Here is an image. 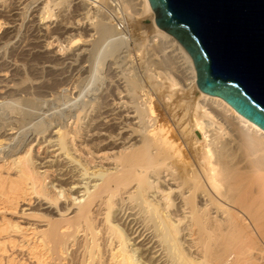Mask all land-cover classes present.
Segmentation results:
<instances>
[{
	"label": "bare ground",
	"instance_id": "1",
	"mask_svg": "<svg viewBox=\"0 0 264 264\" xmlns=\"http://www.w3.org/2000/svg\"><path fill=\"white\" fill-rule=\"evenodd\" d=\"M30 1L7 8L1 0L0 17L16 27L29 13L39 26L54 15L52 7L65 10L71 2L41 0L31 8ZM75 3L89 24L56 15L48 32L63 36L59 53L48 42L34 55H25L23 45V55H0V72L13 71L18 80L0 78V264L14 262V247L24 248L22 259L30 264H264V131L220 96L198 88L191 56L155 24L149 0ZM90 4L111 12L93 15ZM143 17L150 19L151 37L144 30L134 36V23ZM94 35L104 43L119 40L115 46L127 53L133 42L141 69H126L115 80L102 77L96 86L94 69L86 66L92 74L77 80L85 84L71 97L59 86L68 72H86L74 58L89 50L82 46ZM68 49L72 55H63ZM23 57L41 61L29 65L44 77L32 80L24 71L29 62H19ZM47 94L52 102L64 96L61 107L44 109L49 113L41 121L36 110L34 136L19 134L22 102L45 103ZM34 141L42 152L32 151ZM21 201L32 205L21 214L36 220L28 232L11 220Z\"/></svg>",
	"mask_w": 264,
	"mask_h": 264
},
{
	"label": "water",
	"instance_id": "2",
	"mask_svg": "<svg viewBox=\"0 0 264 264\" xmlns=\"http://www.w3.org/2000/svg\"><path fill=\"white\" fill-rule=\"evenodd\" d=\"M188 52L197 86L264 131V0H149Z\"/></svg>",
	"mask_w": 264,
	"mask_h": 264
},
{
	"label": "rangeland",
	"instance_id": "3",
	"mask_svg": "<svg viewBox=\"0 0 264 264\" xmlns=\"http://www.w3.org/2000/svg\"><path fill=\"white\" fill-rule=\"evenodd\" d=\"M16 0H14V3L12 2V0H7V2L8 3H6V0H5V7H7V8H11L12 6H15V5H17V4H19V3H17V2H15ZM27 1H30V0H27ZM41 0H39V1H30L31 2V4H30V6H31V8L32 7H34L35 5H42V4H44L45 2L44 1H42V4H40L39 2H40ZM71 2L69 3L70 5H68L67 6V8L64 10V8L66 7V6H62V8L60 7V8H57V7H52L53 9V16L52 17H50L49 19L47 18V19H45L43 22H39V26L38 25H35L34 23V20H33V18L32 17H30V15H29V13H27V16L26 15H24V20L23 21H21V20H19L18 21V24H20V22L23 24V25H20V26H16V27H14L13 26V24L10 22L11 20H7V17H0V24H1V26H0V55L2 54V55H5V54H9V55H23L24 53H25V55H34L35 53H37L38 52V49L40 48V45L42 46V45H45L46 43H48L49 42V46H51V49H55L56 47H58L59 45H61V44H65L64 42H62V40H63V36H59V35H57V34H52V33H49L50 32V28L53 26V24L55 23V21H56V19H55V16L56 15H60L59 16V19H61V20H63V22H67V21H75V20H77V19H79L80 20V22H82L83 24H86V23H88L89 24V21L88 20H86V17H84L85 15H83V14H81L83 11H82V9H80L79 7H77V5L78 4H76L75 3V0H70ZM78 1V0H77ZM0 2H1V0H0ZM26 1H24L23 3H25ZM9 3H10V5H9ZM11 4H12V6H11ZM13 4H15V5H13ZM34 4V5H33ZM102 4V3H101ZM23 4H21V6H22ZM9 6V7H8ZM76 6V7H75ZM89 6H91V8H90V12H91V14H93V12L95 13V15L96 14H98L99 12H101V10L102 9H106V7H105V5L104 6H102L101 5V8H99L100 10H99V12L95 9V7L94 6H92V4H90ZM3 7V6H2ZM64 7V8H63ZM74 7V8H73ZM55 8V9H54ZM77 9H79V10H77ZM61 10V11H60ZM92 10V11H91ZM109 9H107V11L106 10H102V11H105L106 13H109V12H111L110 10L108 11ZM95 11H97V12H95ZM69 15H68V14ZM71 13V14H70ZM79 13V14H78ZM99 14H101V13H99ZM64 15V16H63ZM94 15V14H93ZM106 15H108V14H106ZM154 15H155V12H154ZM119 16H121V15H119ZM108 17V16H107ZM27 18V19H26ZM51 18H52V20H51ZM30 19L31 20H33V21H31L32 23V25L30 24ZM65 19V20H64ZM72 19V20H71ZM115 19H117V18H115ZM114 19V21H117V20H115ZM141 19V18H140ZM140 19H138L137 20V22L136 23H134L135 25H138L137 27L136 26H134V28H135V34H134V36H137L136 35V33H138L139 31L141 32L142 30H144V31H146V33L147 34H149V36L151 35H153L154 33L152 32V29H151V26H150V19L149 18H147V17H143L142 18V20H140ZM27 20V21H26ZM67 20V21H66ZM84 20V21H83ZM6 22V21H8V25H6V23H3V22ZM52 21V22H51ZM139 21H141L140 23H139ZM51 22V23H50ZM44 23V24H43ZM137 23H139V24H137ZM46 24H50L48 27H47V25ZM87 24V25H88ZM35 25V26H34ZM45 25V26H44ZM23 26H25V27H23ZM36 26H38V27H36ZM44 26V27H43ZM141 26V27H140ZM147 26V27H146ZM20 27V28H19ZM48 29H47V28ZM18 28V29H17ZM29 28V29H28ZM36 28V29H35ZM41 28V29H40ZM44 28H46L47 29V32H46V29H44ZM140 28V29H139ZM17 29V30H16ZM27 29V30H26ZM13 30H15V31H13ZM31 30V31H30ZM45 30V32H44V34L46 35L47 33H48V35L49 34H51V35H49V37H48V35H44L43 34V31ZM6 31V32H5ZM20 32V34H19V32ZM35 31V32H34ZM37 31H38V33H37ZM41 31H42V33H41ZM49 31V32H48ZM10 32H11V35H12V33H14V34H16V32H17V34L16 35H13L14 37H11V35L9 36L8 34H10ZM26 32V33H25ZM39 32H40V34H39ZM33 33V34H32ZM151 33H153V34H151ZM3 34L5 35V36H3ZM37 34H39L38 36L39 37H37ZM32 35V36H31ZM46 37V39H45V37ZM55 35V36H54ZM96 35V34H95ZM92 36L91 37V40H89V41H87V42H85V44H83V48L85 47L88 51H85V53H84V55L83 54H78V55H80V56H82L80 59L78 58H74V60L76 59V63H80V61H82L81 63H80V65L83 63L84 65H85V69H86V72H84L83 73V76H81V77H77V75L75 74V72L73 73L72 71H70L72 74H70L69 72V74L67 73V76L69 77V79H68V77L65 75V77H64V80H62L63 82H62V84H60L61 86H59L60 87V89H62L63 88V90L64 89H66L68 92H66L68 95H70L71 97H75V96H77V92H78V90H80V86L78 87V85H82V86H84V84L85 83H81V84H76V83H78V79H79V83H80V80H81V78H83V77H85V76H90V73H91V71L89 70V71H87L88 69H91V70H93L94 72H92L94 75L92 76L93 78V81L95 82H93L96 86L98 85V84H100V80H102V79H104V77L105 78H107V79H110V80H115L116 79V77L115 76H119L121 73H122V71H124V72H128L129 71V69L131 70V69H137L138 68V70L139 69H141L140 68V66L138 65V62H139V60L140 61H142L141 59H142V57L139 59V57H140V52H139V54H137L138 53V51H135V48H134V45H133V42L131 43V42H129V49H131L130 51H129V49H126L127 51H129L128 53L125 51V49L123 48V47H121L122 49H119L118 47H119V45H120V41L118 40V41H110V39L108 38V41L106 42V43H104L106 40H104V41H102L103 39H101V41L100 40H97L96 38V36ZM29 36V37H28ZM150 36V37H151ZM21 37V38H20ZM35 37V38H34ZM57 37V38H56ZM11 38H13V39H11ZM28 38V39H27ZM42 38V39H41ZM90 38V37H89ZM4 39H6L7 40V42H5L4 41ZM9 39V40H8ZM11 39V40H10ZM41 41H40V40ZM93 39V40H92ZM96 39V40H95ZM13 40V41H12ZM50 40V41H49ZM59 40V41H58ZM4 41V42H3ZM11 42V43H9V42ZM14 41H16V42H14ZM43 41V42H42ZM53 41V42H52ZM61 41V42H60ZM90 41H92V42H90ZM38 42V43H37ZM102 42V43H101ZM111 42V43H110ZM116 42V43H115ZM6 43V44H5ZM44 43V44H43ZM51 43V44H50ZM108 43V44H107ZM119 45H118V44ZM1 44H5L4 46H2ZM39 44V45H38ZM97 45V47L98 48H95V46H93V45ZM99 44H104L103 45V47H102V45H101V47L99 46ZM7 45H9V46H7ZM11 45V46H10ZM18 45V46H17ZM22 45H23V49H24V51L21 49L22 48ZM107 45V46H106ZM115 45H118V47L117 46H115ZM2 46V47H1ZM15 47V49H14V47ZM26 46L28 47V48H30L31 49V51L30 50H27L28 48H26ZM34 48H33V47ZM36 46V47H35ZM54 46V47H53ZM106 46V47H105ZM4 47V48H3ZM19 47H21V48H19V52H15V51H18V48ZM32 47V48H31ZM37 47H38V49H37ZM60 47V46H59ZM58 47V48H59ZM99 47H100V49H99ZM105 47V48H104ZM113 47H115V48H113ZM8 50H7V49ZM14 49V50H12V49ZM26 48V49H25ZM58 48H56V51H57V53H59L60 52V50L58 51L57 49ZM90 48H91V50H90ZM95 48V49H94ZM102 48V49H101ZM113 48V49H112ZM116 48H118V51L116 52V51H114ZM134 48V49H133ZM4 49V50H3ZM34 49V50H33ZM96 49H97V51L99 52V53H97V51H96ZM170 49V48H169ZM169 49L168 48H166L165 50L168 52L169 51ZM35 50L37 51V52H35ZM72 50V49H71ZM93 50H95L94 51V53H96V54H94L93 53ZM102 50V51H101ZM111 50L113 51L112 53V55L110 54L111 53ZM117 50V49H116ZM121 50V51H120ZM125 52H124V51ZM164 50V51H165ZM4 51V52H3ZM9 51V52H8ZM12 51V52H11ZM24 53H23V52ZM30 51V52H29ZM91 51V52H90ZM123 51V52H122ZM166 51L165 52H163L164 53V55H167V53H166ZM14 52V53H13ZM31 52H32V54H31ZM34 52V53H33ZM86 52H87V54H86ZM107 52V53H106ZM137 52V53H136ZM4 53V54H3ZM10 53H12V54H10ZM16 53V54H15ZM17 53H19V54H17ZM70 53H71V55H72V53L73 52H70V49H68V50H66L65 52H63V55H70ZM91 53V54H90ZM117 53V54H116ZM163 53H161L160 52V54H159V56L160 55H162L163 56ZM171 53V55L170 56H176V55H172L173 53L172 52H170L169 51V53H168V55ZM127 55V57H128V55H129V60L128 61H125L124 63H123V65H121L122 64V61H124L127 57H124L125 59L123 60L122 59V55ZM157 55H158V52L156 53ZM73 55H76V54H73ZM88 55H90V56H88ZM93 55H94V57H93ZM120 55V56H119ZM125 55V56H126ZM139 56V57H138ZM154 56H156V55H151V58H154L155 59V57ZM156 56V59L155 60H158L160 57H162V56ZM84 57V58H83ZM92 58L91 60H89L90 58ZM114 57H115V60L116 59H118L119 57H120V60L118 61H116V64H114V62H112V61H115L114 60ZM117 57V58H116ZM159 57V58H158ZM113 58V59H112ZM158 58V59H157ZM85 59V61H83ZM88 59V60H87ZM121 59H122V61H121ZM128 59V58H127ZM95 61V62H94ZM19 62H22V64L24 63H26V62H29V63H26L25 64V66L26 67H24L25 68V72H29V73H27V75H29L31 78L33 77V78H40V75H43L44 73L41 71V69H35V70H31L30 69V65L29 64H31V62H32V64H34L35 66H34V68L35 67H38V66H40L39 64H41V61H33V60H31L30 59V57H23L22 59L20 58L19 59ZM92 62V63H91ZM121 62V64L119 65V63ZM128 62V63H127ZM111 63V64H110ZM127 65H126V64ZM131 63H133V64H131ZM36 64H37V66H36ZM124 64H125V66H124ZM139 64H140V62H139ZM90 65H91V67H90ZM118 65V66H117ZM142 65V64H141ZM86 66H89V68L87 69V67ZM99 66V67H98ZM100 66H101V68H100ZM117 66V67H116ZM120 66V67H119ZM124 66V67H123ZM129 66H132L131 68L129 67ZM138 66V67H137ZM97 67V68H96ZM119 67V68H118ZM27 68H29L30 70H28L27 71ZM120 68H121V70H120ZM124 69V70H123ZM126 69H128V71L126 70ZM135 69V70H136ZM96 70V71H95ZM110 70H112V71H110ZM116 70V71H115ZM4 71H5V74L6 73H8V72H6V69L4 70L3 69V72H0V78L2 77L3 78V76H5L4 78H7V76L9 75V78L8 79H11L12 78V76H13V79H15L16 81L15 82H18V80H17V77H14L15 75H10V73L12 74L13 73V71H9V73L8 74H4ZM37 71H39V72H37ZM42 73H41V72ZM114 71H115V73H114ZM137 71V70H136ZM32 72V73H31ZM118 72V73H117ZM119 72H121V73H119ZM41 73V74H40ZM91 73V74H92ZM109 73V74H108ZM37 74V75H36ZM73 74H75V75H73ZM116 74V75H115ZM115 75V76H114ZM18 77H19V75H17ZM24 76V78H27V79H29V76H26V74H24L23 75ZM38 76V77H37ZM49 77V75H45V78H47V77ZM71 76V77H70ZM115 78H113V77ZM43 77H44V75H43ZM103 77V78H102ZM1 78V79H2ZM31 78H30V80H31ZM33 78H32V80H33ZM77 78V79H76ZM100 78V79H99ZM102 78V79H101ZM76 80V81H75ZM65 81V82H64ZM83 81V80H82ZM67 82V83H66ZM61 83V82H60ZM64 83L66 84V85H64ZM75 85V86H74ZM77 85V86H76ZM93 86V87H96V86ZM105 85V84H104ZM66 86V87H65ZM69 86V87H68ZM58 87V88H59ZM78 89V90H77ZM75 90V91H74ZM66 93L65 94H63V95H65V96H68V95H66ZM72 94V95H71ZM53 95H55V93H53ZM56 96V95H55ZM46 97H48V99L50 98L51 100L50 101H46L45 103L44 102H40L39 104H36V103H29V105H28V103L27 102H22V104H21V102H19L18 104H21L22 106H20V108L22 107L23 109H25V110H23L22 111V108H21V111L23 112V113H25V114H23V116H21V117H23V118H21V119H19V117H18V121H16L17 123H22V121L21 120H24V118H25V122H27V120H29L28 121V124L26 123V125H24V121H23V124H21V125H18L16 122H13V125L14 126H17L18 127V133L19 134H25V133H28V134H31V137H33L34 136V133H35V126H37V124H38V122H36L38 119L41 121L42 120V118L43 117H45V116H43V114L45 115V114H48L49 113V108H50V106H52L53 104V106H58V104L59 103H61L62 101V99H63V97L64 96H61V95H59L57 98H54L55 99V102H58L57 104L55 103V102H52V97L49 95V94H47V96ZM88 97V96H87ZM86 97V98H87ZM59 99H60V101H59ZM64 99H65V97H64ZM63 99V100H64ZM57 100V101H56ZM54 101V100H53ZM71 102H73L72 100H71ZM70 102V103H71ZM28 105L26 108H25V106H26V104ZM25 104V105H24ZM41 104V105H40ZM47 106H46V105ZM50 104V105H49ZM23 105H24V107H23ZM30 105H32V106H30ZM36 105V106H35ZM38 105V106H37ZM42 105H43V107H42ZM60 105V104H59ZM41 108H40V107ZM30 109H29V108ZM33 107H35V108H33ZM39 107V108H38ZM45 107V108H44ZM58 107H61V106H58ZM42 109V110H41ZM44 109H48V110H44ZM26 110H28L30 113L32 112V114L29 116L28 115V111H26ZM31 110V111H30ZM38 111V114L37 113H35V114H37V115H35L34 114V112H37ZM51 111V110H50ZM26 112H28L27 114H26ZM40 112H44V113H40ZM40 113V114H39ZM33 114L35 115L34 117H36V118H38L37 120H36V118H34L33 117ZM26 115V116H25ZM41 115V116H40ZM30 118H34L33 120H32V122H31V120L29 119V117ZM38 116V117H37ZM42 117V118H41ZM27 119V120H26ZM20 120V121H19ZM38 120V121H39ZM34 121H35V123H36V125L34 124ZM39 121V122H40ZM32 123V124H31ZM31 124V125H30ZM33 125V126H32ZM35 125V126H34ZM20 126V127H19ZM23 126V127H22ZM17 127H16V129H17ZM31 127V128H30ZM33 127V128H32ZM20 128V129H19ZM23 128V129H22ZM29 130H27V129ZM22 129V130H21ZM27 130V131H26ZM30 131H31V133H30ZM33 150V152L35 153V151L37 150V148H39V146L37 145V141H34L33 142V144H32V147H31ZM43 147H41V148H39V152L38 153H40V152H42L41 150H43L42 149ZM5 170H3V173H5L4 172ZM35 199V198H34ZM23 202H26V201H21L20 202V206L18 207V214L17 215H15V214H13L12 216H11V220H13V222H17V224H19V227H20V230L22 231L23 230V232H28V231H30V230H32L33 228H34V225H35V223H36V220L35 219H33V218H30V217H27V215L25 216V214H21V210H22V208H24L25 209V211H26V213H28V212H30V210H29V207L30 206H32L33 204L35 205L37 202H38V200L37 199H35V201L33 202V200H32V205L31 204H29V203H25V204H23ZM27 205H30V206H27ZM12 235H15L17 238L18 237H20L21 236V234H17V233H11ZM17 238H16V241H17ZM262 243V244H261ZM262 246V247H261ZM18 247H14V249H12V251H11V256L13 257V261L14 262H12V264L14 263V264H19V263H21L22 261H23V264H30V261H28L27 259H25V261H26V263H24L25 261L22 259L24 256L23 255H21V254H23V250H24V248H18ZM259 248L261 249H263L264 248V238H260L259 239ZM21 249H23V250H21ZM261 249V250H262ZM18 250V251H17ZM20 250V251H19ZM264 250V249H263ZM21 251H22V253H21ZM21 257V258H20ZM20 259V261H18ZM28 261V262H27ZM32 264V263H31Z\"/></svg>",
	"mask_w": 264,
	"mask_h": 264
},
{
	"label": "built area",
	"instance_id": "4",
	"mask_svg": "<svg viewBox=\"0 0 264 264\" xmlns=\"http://www.w3.org/2000/svg\"><path fill=\"white\" fill-rule=\"evenodd\" d=\"M120 18H121V17L118 15V17H117L118 21L120 20Z\"/></svg>",
	"mask_w": 264,
	"mask_h": 264
}]
</instances>
